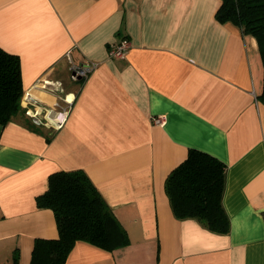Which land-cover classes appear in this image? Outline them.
<instances>
[{
	"label": "crops",
	"instance_id": "1",
	"mask_svg": "<svg viewBox=\"0 0 264 264\" xmlns=\"http://www.w3.org/2000/svg\"><path fill=\"white\" fill-rule=\"evenodd\" d=\"M221 0H0V46L20 57L24 92L59 80L72 97L64 125L23 108L0 131V264H30L36 238L58 236L36 196L57 170L81 168L126 228L106 250L78 240L65 264H264V67L254 36L219 21ZM126 37L125 58L108 46ZM98 60L71 80L68 58ZM163 115V124L152 117ZM49 137V138H48ZM226 164L224 234L174 215L168 173L189 148Z\"/></svg>",
	"mask_w": 264,
	"mask_h": 264
},
{
	"label": "trees",
	"instance_id": "2",
	"mask_svg": "<svg viewBox=\"0 0 264 264\" xmlns=\"http://www.w3.org/2000/svg\"><path fill=\"white\" fill-rule=\"evenodd\" d=\"M215 16L221 22L232 21L243 33L255 37L264 67V0H221ZM23 93L20 57L0 46V131L21 111ZM257 98L264 103V74ZM225 178L226 164L222 160L189 148L165 180L174 215L197 218L209 230L227 233L230 222L222 203ZM36 205L52 209L58 236L36 238L30 264H65L78 240L106 250L130 243L126 228L81 168L50 173L48 187L36 196ZM18 255L14 252L9 264H18Z\"/></svg>",
	"mask_w": 264,
	"mask_h": 264
},
{
	"label": "built area",
	"instance_id": "3",
	"mask_svg": "<svg viewBox=\"0 0 264 264\" xmlns=\"http://www.w3.org/2000/svg\"><path fill=\"white\" fill-rule=\"evenodd\" d=\"M131 43L126 37L120 38L118 41L112 42L108 46L107 56L109 58H125L129 52ZM68 71L70 79L85 80L99 66L98 60H86L83 63H77L67 55ZM32 88L40 91L53 93V100L45 102L41 100L32 91H26L21 98V107L24 114L30 121L36 125L45 126L52 129L61 128L66 122L69 113L72 109V97L69 93H65L61 82L52 79H37L32 85ZM255 99L257 98L253 91ZM257 100V99H256ZM165 117L157 115L152 117L153 123L163 124Z\"/></svg>",
	"mask_w": 264,
	"mask_h": 264
}]
</instances>
